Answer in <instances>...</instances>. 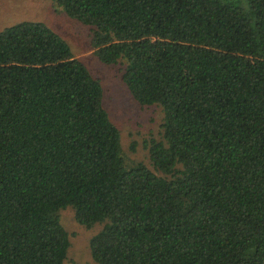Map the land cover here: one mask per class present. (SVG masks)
Returning <instances> with one entry per match:
<instances>
[{"label": "trees", "instance_id": "16d2710c", "mask_svg": "<svg viewBox=\"0 0 264 264\" xmlns=\"http://www.w3.org/2000/svg\"><path fill=\"white\" fill-rule=\"evenodd\" d=\"M142 106L130 163L101 81L43 21L0 29V264H66L60 211L98 264H264V0H53Z\"/></svg>", "mask_w": 264, "mask_h": 264}, {"label": "rangeland", "instance_id": "374dc122", "mask_svg": "<svg viewBox=\"0 0 264 264\" xmlns=\"http://www.w3.org/2000/svg\"><path fill=\"white\" fill-rule=\"evenodd\" d=\"M24 20L43 21L66 39L75 53L98 78L104 89L103 106L121 134L124 155L130 163L143 162L154 169L149 142L162 139L164 111L159 105L142 106L121 79V65L101 62L91 44L90 27L55 9L53 0H0V29ZM70 234L66 264H98L90 250L91 238L103 227L78 223L72 207L60 211Z\"/></svg>", "mask_w": 264, "mask_h": 264}]
</instances>
